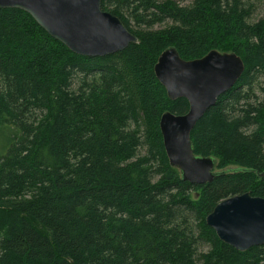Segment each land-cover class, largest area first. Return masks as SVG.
Returning <instances> with one entry per match:
<instances>
[{
	"label": "trees",
	"instance_id": "16d2710c",
	"mask_svg": "<svg viewBox=\"0 0 264 264\" xmlns=\"http://www.w3.org/2000/svg\"><path fill=\"white\" fill-rule=\"evenodd\" d=\"M253 2L101 0L138 39L102 57L0 8V264H264V244L238 251L205 221L223 199L264 197V18L249 21ZM169 46L244 64L190 133L220 172L205 184L182 180L163 146L161 115L188 110L154 74Z\"/></svg>",
	"mask_w": 264,
	"mask_h": 264
},
{
	"label": "water",
	"instance_id": "95a60500",
	"mask_svg": "<svg viewBox=\"0 0 264 264\" xmlns=\"http://www.w3.org/2000/svg\"><path fill=\"white\" fill-rule=\"evenodd\" d=\"M0 8L27 12L52 38L81 56L111 55L138 41L118 16L101 8V0H0ZM243 70V61L234 52L210 50L202 57L185 60L169 46L159 54L154 65L157 80L170 99L188 102L185 113L165 111L159 120L169 164L182 180L205 184L220 174L213 157L194 153L190 133L217 98L235 85ZM205 221L222 242L238 251L261 246L264 197L245 192L223 199Z\"/></svg>",
	"mask_w": 264,
	"mask_h": 264
},
{
	"label": "rangeland",
	"instance_id": "374dc122",
	"mask_svg": "<svg viewBox=\"0 0 264 264\" xmlns=\"http://www.w3.org/2000/svg\"><path fill=\"white\" fill-rule=\"evenodd\" d=\"M190 0H179L181 3H187ZM252 3L253 1L250 0ZM260 18H264V0H258L256 2H253V9L252 13L250 15L249 21L255 22L259 20ZM165 23L157 24L156 28L164 26ZM228 52V51H223ZM8 138H9V130L7 127H1L0 128V153H3L6 149V145H8ZM206 247V246H204Z\"/></svg>",
	"mask_w": 264,
	"mask_h": 264
}]
</instances>
